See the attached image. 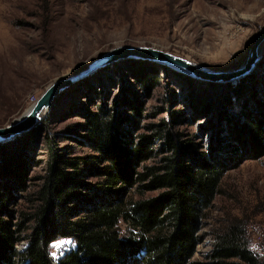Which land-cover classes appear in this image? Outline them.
<instances>
[{
  "label": "rangeland",
  "instance_id": "374dc122",
  "mask_svg": "<svg viewBox=\"0 0 264 264\" xmlns=\"http://www.w3.org/2000/svg\"><path fill=\"white\" fill-rule=\"evenodd\" d=\"M49 2L52 22L45 29L40 21V0H0V125L28 109L53 79L74 72L112 45H154L185 55L204 67L230 69L246 58L249 46L264 26V0ZM122 59L131 63L150 60L122 57L118 59L120 61H110L90 76L91 72L86 74L73 84L78 86L77 89L69 92L70 86L61 91L53 104L25 129L32 142L28 145L29 160L26 162L29 164L23 183H14L15 188L10 191L5 208L0 212L14 227L20 228L23 238L16 243L19 249L24 248L25 234L34 222L30 216L39 203L35 199L37 188L48 170V139L52 138L53 149L61 154L96 153L85 124L87 113L97 110L98 104L132 114L135 111L130 104L137 97L136 120L130 130L132 137L144 138V144L155 133L154 123L162 122L171 132L190 141L192 148L202 150L209 146V130L207 133L201 127L205 122L214 121V110L193 104L188 93L189 81L178 73L181 71L154 61L156 77L146 89L130 69L117 66ZM102 73H109L116 79H105ZM252 77L254 89L249 83ZM238 79L244 81V93L232 95V105L227 113L230 122H239L243 126L244 115H247L243 108L264 117V47L253 68L235 80L225 81ZM257 134L254 138L247 133L242 141L233 140L227 147L230 159L225 164L215 196L204 209L200 238L186 264H214L211 253L214 232L231 221L241 223L250 248L257 258L264 259V125ZM158 140L159 137L150 142L153 154L141 164L157 161L162 154L157 151ZM81 166L78 175L81 182L90 183L99 178L91 170L88 160ZM6 176L0 166V180ZM4 189L0 182V192ZM77 190L83 193L87 187L81 183ZM134 191L131 186L125 193L136 194ZM157 191L153 188L145 194ZM120 224L124 231L125 223L120 221ZM60 241L71 243L56 247ZM73 243L71 237L59 236L50 241L49 249L56 256ZM17 264L21 263L18 261ZM240 264L249 263L240 261Z\"/></svg>",
  "mask_w": 264,
  "mask_h": 264
},
{
  "label": "trees",
  "instance_id": "16d2710c",
  "mask_svg": "<svg viewBox=\"0 0 264 264\" xmlns=\"http://www.w3.org/2000/svg\"><path fill=\"white\" fill-rule=\"evenodd\" d=\"M49 1L40 0L39 4L40 21L45 29L52 22ZM155 65L154 61L142 59L134 63L122 60L117 64L130 69L146 89L156 77ZM178 73L189 81L188 93L193 104L214 110V121L201 127L207 133L209 130L207 149L192 148L190 141L171 132L162 122L154 123L155 133L145 144L144 138L132 137L130 127L136 120L137 97L130 104L135 111L132 114L98 104L97 110L87 113L85 124L96 153L61 154L53 149L52 138L48 139V170L37 188L35 199L39 203L30 216L34 222L25 234L23 249L16 246L23 238L20 228L0 214V264L18 261L21 264H186L189 261L200 238L204 209L215 196L230 159L227 147L233 140L242 141L247 133L256 138L264 117L243 108L247 114L243 126L230 122L227 109L234 96L243 95L244 78L234 82L212 81ZM102 76L116 79L109 73ZM252 79L249 83L254 89ZM77 88L75 84L68 91ZM158 137L157 151L162 154L157 161L141 164L153 154L150 142ZM30 143L29 133L25 131L0 140V166L9 176L0 180L5 187L0 192V212L15 188L14 183H23ZM87 160L99 177L90 183L78 179L82 162ZM81 183L87 187L83 193L77 190ZM131 186L136 194L127 195L125 192ZM153 188L158 191L145 194ZM120 221L126 225L124 231ZM244 232L239 221L215 230L211 252L214 264H240V261L264 264V259L257 258L250 248ZM59 236H69L74 243L53 256L49 243Z\"/></svg>",
  "mask_w": 264,
  "mask_h": 264
},
{
  "label": "water",
  "instance_id": "95a60500",
  "mask_svg": "<svg viewBox=\"0 0 264 264\" xmlns=\"http://www.w3.org/2000/svg\"><path fill=\"white\" fill-rule=\"evenodd\" d=\"M262 38H264V26L249 46L246 58H244L240 64L230 69L204 67L203 65L192 61L185 55H181L154 45L132 43L112 45L100 52L98 55L94 56L84 66L78 68L74 72L56 77L49 82L45 89L29 105L28 109L25 108L26 110L24 109L20 115L14 117L5 124L0 125V140L10 138L31 126L43 113H40L41 109L44 108V110H47L51 106L50 103L53 95L67 86L71 81H73V79L83 77L97 69L98 66L106 64L114 59L128 56L141 57L162 62L180 70L181 72H185L199 78L212 80H235L234 78L246 73L252 67L254 61L258 58L256 48Z\"/></svg>",
  "mask_w": 264,
  "mask_h": 264
},
{
  "label": "bare ground",
  "instance_id": "6f19581e",
  "mask_svg": "<svg viewBox=\"0 0 264 264\" xmlns=\"http://www.w3.org/2000/svg\"><path fill=\"white\" fill-rule=\"evenodd\" d=\"M263 47H264V38H262V40L259 42V44L257 45V48H256V51L258 52L259 55H260L261 50L263 49ZM259 55H258V58H259ZM258 58H257V59H258ZM257 59H256V60L254 61V63L252 64V68L256 65V63H257ZM114 60H116L115 62L120 61V60H118V59H114ZM114 60H112V61H114ZM122 60H123V59H122ZM151 61H154V60H151ZM108 64H110V63L108 62V63H106V64H103V65H101V66H98L97 69L93 70L90 74H88V76H90L91 74L95 73V72L98 71L100 68H103L104 66H107ZM242 75H243V74H242ZM242 75H240V76H238V77H241ZM238 77H237V78H238ZM198 78H199V77H198ZM237 78H234V79H237ZM203 79H205V78H203ZM80 80H82L81 77H79V78H77V79H73V81H71L67 86H65V87L62 88L61 90L57 91V92L53 95L50 104H51V105L53 104V102H54L56 96H57L58 94H60L61 91H63V90H65V89L69 88V87L72 86L74 83H76V81H80ZM206 80H212V79H206ZM223 80H227V79H223ZM212 81H215V80L213 79ZM43 110H44V108L41 109L40 113H42ZM23 131H25V130H23ZM10 138H11V137H10ZM7 139H8V138H7Z\"/></svg>",
  "mask_w": 264,
  "mask_h": 264
},
{
  "label": "snow or ice",
  "instance_id": "6c2138e0",
  "mask_svg": "<svg viewBox=\"0 0 264 264\" xmlns=\"http://www.w3.org/2000/svg\"><path fill=\"white\" fill-rule=\"evenodd\" d=\"M66 243H71V241H60L56 243V247H62Z\"/></svg>",
  "mask_w": 264,
  "mask_h": 264
}]
</instances>
